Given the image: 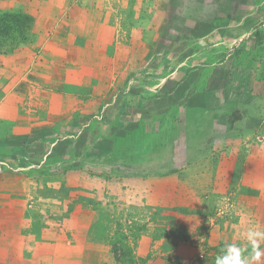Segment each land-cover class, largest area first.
<instances>
[{
	"label": "rangeland",
	"instance_id": "rangeland-1",
	"mask_svg": "<svg viewBox=\"0 0 264 264\" xmlns=\"http://www.w3.org/2000/svg\"><path fill=\"white\" fill-rule=\"evenodd\" d=\"M6 15L0 264L251 252L239 233L264 231V0H0ZM138 165L151 188L133 187Z\"/></svg>",
	"mask_w": 264,
	"mask_h": 264
},
{
	"label": "clouds",
	"instance_id": "clouds-1",
	"mask_svg": "<svg viewBox=\"0 0 264 264\" xmlns=\"http://www.w3.org/2000/svg\"><path fill=\"white\" fill-rule=\"evenodd\" d=\"M240 237L247 241L251 247V252L245 255V248L235 243H229L221 250V254L216 257L215 264H261V257H264V231L258 225H249L239 233Z\"/></svg>",
	"mask_w": 264,
	"mask_h": 264
},
{
	"label": "crops",
	"instance_id": "crops-1",
	"mask_svg": "<svg viewBox=\"0 0 264 264\" xmlns=\"http://www.w3.org/2000/svg\"><path fill=\"white\" fill-rule=\"evenodd\" d=\"M240 25H241V24H240ZM232 27H233V26H231V25L229 26L228 34L230 33V30H231ZM201 118H202V117H199V116H198V120H199V122H197V124H194L193 122H191L190 124L193 125V126L203 125L204 128H205V121H206V118L204 117V118L202 119L203 122L201 121ZM207 118H208V117H207ZM196 129H199V128H196ZM147 140H148V139H147ZM151 144H152V143H151V141L149 140V143H148L147 146L145 147V150H144V149H143L144 151L142 150V153H140V151H141V148H140V147H141V146H139V148H140V150L138 149L139 156H140V154H144L145 152H149V153H150V152L152 151V149L154 148V146L151 147ZM151 148H152V149H151ZM203 155H205V154H203ZM202 157H205V156H202ZM188 159H190L189 156L187 157V160H188ZM198 160H199V158H198ZM188 161H189V160H188ZM201 161H202V160H200V162H201ZM138 166H139V165H138ZM138 166L136 167V168H138V170L135 171V173L138 172L137 174H135V176H136L137 178H134L135 180L133 179V187L136 188V189H138L139 187H140L141 189H142V188H146V187H147V188H151V187H152L151 185H152V183H153L152 180L154 181L155 179H152V178H150V179H148V180L143 179V178H142V175H143L144 171L142 170L143 173H139V172H141V170H140V169H141V166H139V167H138ZM157 171H158V170H157L156 168H154V169L151 170L150 172L154 173V175H153L154 177H157V176H156ZM125 183H126L125 181L122 182V185H126ZM145 183H146V184H145ZM155 183H156V181H155ZM155 183H154V184H155ZM209 184H210V183H209ZM120 185H121V184L118 183V186H120ZM207 186H208V185H207ZM155 187H156V185H155ZM140 196H141V195H140ZM141 197H143V196H141ZM145 197L148 198V205H151V204H152V205H155V204H156V197H155V195H153V196L151 197V196L149 195V193H147V195H145ZM187 204H188V203H187V201H186V205H187Z\"/></svg>",
	"mask_w": 264,
	"mask_h": 264
},
{
	"label": "trees",
	"instance_id": "trees-1",
	"mask_svg": "<svg viewBox=\"0 0 264 264\" xmlns=\"http://www.w3.org/2000/svg\"><path fill=\"white\" fill-rule=\"evenodd\" d=\"M6 18V19H4ZM8 20L12 23V24H15L17 23V16L14 15H6L4 17H0V40L7 37L6 35H4V32H6V29L5 28H2L1 26L4 25L5 23L8 22Z\"/></svg>",
	"mask_w": 264,
	"mask_h": 264
}]
</instances>
